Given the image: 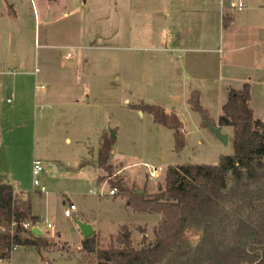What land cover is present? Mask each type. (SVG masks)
<instances>
[{
	"label": "rangeland",
	"instance_id": "374dc122",
	"mask_svg": "<svg viewBox=\"0 0 264 264\" xmlns=\"http://www.w3.org/2000/svg\"><path fill=\"white\" fill-rule=\"evenodd\" d=\"M10 1L15 4L18 20L8 21L2 17L7 3L1 0L0 40L5 46L0 48L1 54L11 55L19 49L31 57L27 66L33 67L35 62L40 69L50 67L60 76L58 81L53 78L45 80L50 102L39 109L36 122L38 148L62 160L70 159L80 153L87 136L91 145L97 147L98 130L103 126L113 128L118 134L115 150L123 155L124 165L135 164L124 172L130 185L116 175L114 166L112 170L104 171L100 184L89 186L80 187V184L66 180L58 173L57 179L51 181L52 185L47 186L49 191L55 189L48 207L39 195L32 194L31 197L35 213L53 225L48 229L45 225L35 224L45 230L44 236L50 242L49 249L43 252L45 261L37 249L22 247L13 251L10 264H90L92 256L82 250L83 234L78 221L95 223L97 232L93 235L99 248L120 247L119 241L124 234H128L131 244L137 248L143 243L153 242L154 231L159 224L156 225V214L133 216L125 209L126 193L118 191L117 194L121 195L114 200L109 195H93L90 190L107 183L106 190L109 191L114 182L122 181L126 188L137 193L141 192L131 184L143 188L147 185L148 192L162 186L155 192L158 193L166 187L165 174L169 165H215L222 155L234 152L230 141L233 128L225 127L224 133L229 134L231 130L230 142L228 145L221 143L204 124L202 114L192 109L189 103L191 88L199 91L201 106L218 126L227 99L223 86L240 87L241 82H249L255 118L264 121V46L255 50L242 41L224 44L223 33H220L215 36L216 40H210L196 50L165 53L150 41L148 26H143L144 38L140 36L141 30L138 31L134 25L135 16L132 14L128 15L129 26L121 24L122 0H94L84 10L78 9L80 0L65 2L66 8L63 1L60 5L39 1L41 19L38 14L35 18L31 0ZM104 1H108L107 6L102 4ZM249 9L255 20L264 21V11ZM96 35L104 38L103 43L97 41ZM257 50L258 60L254 53ZM68 52L74 56L73 59L65 60ZM166 55L170 58L166 59ZM85 56L90 58L89 64L82 67L79 74L78 70L72 69L74 61ZM47 58H51L50 62L46 61ZM187 60L192 61L190 66L185 65ZM62 62L66 63V70L60 69ZM187 76L192 78L187 79ZM83 89L88 91V101L82 97L73 104L75 96L68 93ZM138 104L158 105L178 115L186 137L182 152L175 151L173 130L162 125L154 129L157 125L152 115L133 107ZM17 131L19 133V129ZM108 135L113 137L111 132ZM68 136L71 143L65 140ZM144 163L160 168L161 177L158 180L148 178ZM44 165L53 176L56 174L50 162L44 161ZM160 181L165 182L164 185ZM64 193L78 206L77 215L65 216V209L71 202L68 199L63 202ZM141 222L147 225L136 228L135 224ZM143 232L149 234L145 240L141 238ZM200 238L201 233L190 228L183 241L196 246Z\"/></svg>",
	"mask_w": 264,
	"mask_h": 264
},
{
	"label": "trees",
	"instance_id": "16d2710c",
	"mask_svg": "<svg viewBox=\"0 0 264 264\" xmlns=\"http://www.w3.org/2000/svg\"><path fill=\"white\" fill-rule=\"evenodd\" d=\"M9 13L15 15L11 5ZM251 89L245 82L242 88L228 91L218 126L233 128L234 152L222 155L218 164L169 165L165 189L154 194L137 193L122 181L112 184L128 195L134 212L160 214L161 219L155 240L138 248L125 234L120 247L99 248L95 235L83 239L82 250L92 256L90 264H264V121L255 118ZM189 103L202 114L205 125L209 120L216 126L201 106L198 90L191 93ZM133 107L173 130L175 151H183L184 126L175 112L152 104ZM114 143L111 135L102 136L97 164L105 171L113 169ZM25 222H39L31 199H23L0 175V260L9 261L16 245L37 249L45 261L49 240L24 228ZM190 228L201 233L196 246L183 241Z\"/></svg>",
	"mask_w": 264,
	"mask_h": 264
},
{
	"label": "crops",
	"instance_id": "0c3cea01",
	"mask_svg": "<svg viewBox=\"0 0 264 264\" xmlns=\"http://www.w3.org/2000/svg\"><path fill=\"white\" fill-rule=\"evenodd\" d=\"M39 1L43 2L44 0H31V3L34 6L35 18L38 14L41 19V9L38 5ZM46 1L49 2L48 0ZM62 1L64 5L65 2H68L69 0H58L57 2L51 3L60 5ZM92 1L94 0H87L86 2L80 0L78 9L84 10L91 5ZM239 1L244 3V8L240 11L232 9L231 4ZM107 2L108 1H104L102 4L107 6ZM6 3L7 7L2 13V17L8 21L11 19L17 21L18 13L14 7L15 4L10 0H6ZM10 5L14 10L15 15L9 13ZM64 6L65 8L67 7L66 5ZM250 7H253V9L256 8L257 11H264V0H130L129 2L125 0L123 2L122 0L120 12L123 18L121 24L129 26L128 15L132 14L135 16V18H133L134 25L137 26L138 31L141 30V35L140 33L139 35L144 38L143 26H148L147 30L150 32V41H153V43L160 47L165 53L177 50H196L195 48H198L202 44H208L210 40H216L215 36L220 33H223L222 42L224 44L228 42L232 45V43H235L236 41H242L247 45L255 47L256 50V48L264 46V21L255 20L252 10L249 9ZM64 15L67 14L64 13ZM45 17L46 19L48 18L47 16ZM96 39L99 43H103L104 41V38L100 35H96ZM14 46L18 47L17 45ZM2 47L5 48L0 40V48ZM258 52V50L254 52L256 53L257 60V57H259ZM73 57L74 56L72 55L67 58L66 55L65 60H71ZM165 58L167 59L170 57L166 55ZM50 60L51 58H47L46 61L50 62ZM89 60L90 58L86 56L76 59L74 65L72 64V69L78 70V73L80 74V70L82 67L89 64ZM29 63H31V57H27L21 50L19 51V49L16 53L11 55L1 54L0 51V175L4 177L6 182L12 184L15 191L20 193L22 197L31 199L32 194L39 195L45 203V207H48L53 194H55V189H50L49 191L47 188V192L43 193L40 191L39 187L34 186V159H40L43 162H50L54 170L53 173H56L53 176L48 169L42 173L41 183L46 187L52 185L51 181L57 179L58 173H60V177L62 175L64 179L67 180L68 178L71 182H74L77 185L80 184V187L89 186L91 184H100V178L105 171L97 164L102 136L110 132L114 133V129H108V127L103 126L100 127L97 136V147L91 145L87 136V141H85L86 143L81 147L80 153L71 156L70 159L67 160H62L59 156L50 154L47 150H41V148H38L36 122L39 109L45 108L44 104L50 102L49 96L46 93L48 84L45 80L47 78H53L58 81L60 76L56 75V73L53 72L54 70H51L52 68L50 67L40 69L37 66V63L33 62V67L27 66ZM190 64H192L191 60H187V63H185L186 66H190ZM60 69L66 70L65 62H62ZM186 78L191 79L192 77L187 76ZM248 78L250 79V77ZM244 83L245 82H241L240 87L230 84L224 85L223 89L225 90L227 97L229 90L240 89ZM41 85H45L43 90L38 88ZM194 90L197 89L191 88L189 93ZM71 93L75 96L72 98L73 104L78 102L82 97L85 102L88 101V97H86V95L88 96V91L85 89L76 92L75 90H72V92L70 91L68 94ZM125 101L128 102V99ZM155 125L157 126H155L154 129L162 127L156 123ZM17 129H19V133ZM224 129L225 127H222L223 132ZM230 131L231 130H229V134H231ZM117 138L113 145L110 163L115 167L116 175L122 178L124 183L126 182V184H129L130 182L126 179L124 172L126 168L135 164L124 165L122 160L123 155L115 150ZM65 140L68 143L72 142V139L69 136L66 137ZM146 164L148 163H144L145 167ZM60 170H62V172H60ZM160 171L158 177L154 179L158 180L161 177ZM146 175L148 178L153 179L150 177L148 170L146 171ZM165 182H161L162 185H164ZM131 185L134 186L138 192L147 191V185L144 188L139 186L136 187L135 183ZM159 189H162V186H158V189L154 192L147 191V193L153 194ZM63 195L65 196V200L63 199L64 203L66 202V199H68L71 203L75 204V202L71 200V197L66 193ZM118 195L121 194L109 196L115 200ZM124 199L127 200L125 196ZM125 209L131 213V215L136 217H143L142 214L151 215L150 213L134 212L133 209L128 206V200ZM78 210L77 206L76 215L78 214ZM32 212L34 216L39 217L38 224H40L41 227L43 225L47 227L45 221L48 222V220L44 219L42 215L35 213L33 202ZM81 213L84 215L83 212ZM156 216H154V218L157 225L161 219V215L156 214ZM83 222L92 225L94 231L97 232L94 222ZM145 225H147V223L141 222L135 224V227L140 228ZM122 226L126 227V224H123ZM41 227L38 226L44 236L45 230ZM145 237H149V234L143 232V237H141L142 240ZM83 239L84 237L82 238V241ZM11 260L12 258L9 260L8 264H10Z\"/></svg>",
	"mask_w": 264,
	"mask_h": 264
},
{
	"label": "built area",
	"instance_id": "2783aa9c",
	"mask_svg": "<svg viewBox=\"0 0 264 264\" xmlns=\"http://www.w3.org/2000/svg\"><path fill=\"white\" fill-rule=\"evenodd\" d=\"M231 8L234 10L240 11L244 8V3L242 1H239L237 3H232ZM71 56H72V54L69 52L67 54V58H69ZM38 88L43 90L45 88V85H41ZM146 167L148 168V172H149V175L151 178H157L158 177L160 168L155 167V166H150L148 164H146ZM45 169H46V167H45L44 162L42 160L34 159V161H33V177H34L33 183H34V186L39 187L40 191L43 193L47 192V187L42 185L40 176L45 171ZM106 188H107V183L102 184V186L99 189L91 190L90 193L93 195L99 196V197H104L106 195L113 196V195L118 193V189L116 187L110 188L109 191H107ZM76 213H77V206L74 203H70L69 206L66 207V209H65V216L66 217H72V216L76 215ZM45 223H47L48 228L52 227L51 223H48L47 221H45ZM23 226H24V228H26L28 230H32L34 227H38L37 225L36 226L33 225L31 222H25V223H23ZM18 248L19 247L15 245L13 247V251L18 249ZM6 261L7 260H0V264H7Z\"/></svg>",
	"mask_w": 264,
	"mask_h": 264
},
{
	"label": "water",
	"instance_id": "95a60500",
	"mask_svg": "<svg viewBox=\"0 0 264 264\" xmlns=\"http://www.w3.org/2000/svg\"><path fill=\"white\" fill-rule=\"evenodd\" d=\"M206 125L216 135V137L218 138V140L221 143H223L225 145L229 144V135L222 131V127L213 125L209 120H206ZM113 137L116 138L115 133H113ZM77 223H78L79 228L83 234L84 239L89 238L94 234L95 231H94V228L92 225L81 222V221H78ZM32 231L36 235H42V231L38 227H34L32 229ZM125 236L128 237V234H125Z\"/></svg>",
	"mask_w": 264,
	"mask_h": 264
}]
</instances>
